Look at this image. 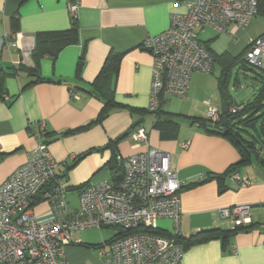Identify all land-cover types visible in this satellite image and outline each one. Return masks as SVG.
<instances>
[{
  "label": "crops",
  "instance_id": "crops-1",
  "mask_svg": "<svg viewBox=\"0 0 264 264\" xmlns=\"http://www.w3.org/2000/svg\"><path fill=\"white\" fill-rule=\"evenodd\" d=\"M188 1L192 0H27L24 3L0 0V67L6 74L5 93L0 97V185L27 161L38 143L48 146L58 164L56 179L66 188L113 181L109 163L114 155L124 158L152 148L169 155L171 167L183 184L180 192L182 239L206 230L232 229L231 224L218 215L222 208H251L249 230L234 234L226 245L220 239H211L188 246L184 248L181 264H264V168L256 163L239 168L238 175L250 181L245 187H238L229 176L224 177L221 184L216 179L206 181L222 176L239 161L237 150L227 139L199 126V121L206 119L207 102H210L206 97L212 95L210 80L203 79V74L193 73L188 96L169 98L162 106L160 120L176 125V131L166 133L154 127L156 115L145 113L152 58L142 44L146 38L167 30L171 15L185 13ZM72 2L78 5L75 16L78 43L63 49L55 60L46 56L39 60V75L54 82L34 83L26 88L36 80L27 73L33 67L30 53L36 34L69 30L67 5ZM206 29L213 31L204 28L198 33ZM228 30L229 34L213 31L215 37L207 42L199 40L216 59L213 69L220 66L216 87L221 101L223 91L219 80L223 77L225 82L226 76L219 60L226 62L240 56L249 39L264 33V18H254L244 30L233 26ZM220 35L226 37V44L224 49L217 50L214 47L220 42ZM5 36L17 47L10 48L3 43ZM110 54L121 55L118 69L97 81ZM81 58L83 67L77 75ZM240 66L235 65L228 77L236 68L243 74L247 72ZM259 79L252 78L261 84ZM107 90L113 92L114 102L108 117L101 124L62 136L97 118L106 97L96 93ZM226 91L232 101L238 102L229 94L228 84ZM179 117L187 122L179 123ZM140 120L138 127L148 135L147 146H136L131 136L118 140L131 124ZM115 141L118 143L114 153L103 149ZM186 142L188 147L183 149L181 145ZM88 151L91 153L78 159ZM191 184L199 185L184 189ZM80 190H71L65 195L71 211L77 208ZM31 213L41 224L59 218L45 200L32 203ZM157 226L166 234L171 231L169 220H159ZM72 240L77 241L73 237ZM83 249L73 244L67 246V261L94 264L85 263Z\"/></svg>",
  "mask_w": 264,
  "mask_h": 264
},
{
  "label": "built area",
  "instance_id": "built-area-1",
  "mask_svg": "<svg viewBox=\"0 0 264 264\" xmlns=\"http://www.w3.org/2000/svg\"><path fill=\"white\" fill-rule=\"evenodd\" d=\"M77 8L76 3H68L70 18H75ZM185 8V13L171 15L167 30L142 44L152 58L149 113L161 111L169 98H186L193 73H212L214 58L199 41L198 32L210 28L229 34L230 26L246 29L256 18L257 0H192L185 2ZM3 43L17 47L8 36ZM244 62L264 73V33L248 40ZM207 106L206 120L218 124L221 108L210 102ZM241 108L236 102L228 111L236 113ZM130 136L136 146H147L148 135L142 127ZM181 147L186 149L188 143ZM116 161L121 178L85 185L78 194L77 208L71 211L65 200L66 187L56 179L58 164L48 146L38 143L27 161L0 185V264H70L65 248L81 245L72 240V234L93 228H116L115 235L123 233L98 247L103 264H181L185 251L176 239L181 236L183 184L169 155L147 148L128 157L117 156ZM229 178L238 187L250 184L237 172ZM50 183L43 198L59 218L41 224L31 213V205ZM250 209L222 208L218 215L232 229L245 227L250 224ZM159 220L171 222L170 237L145 231H159Z\"/></svg>",
  "mask_w": 264,
  "mask_h": 264
},
{
  "label": "trees",
  "instance_id": "trees-1",
  "mask_svg": "<svg viewBox=\"0 0 264 264\" xmlns=\"http://www.w3.org/2000/svg\"><path fill=\"white\" fill-rule=\"evenodd\" d=\"M21 3L26 2L27 0H20ZM256 17L264 18V0H257V14ZM78 43V26L75 18H70V28L66 31L60 32H41L36 34L34 39L33 49L30 53L31 60L33 63V67L27 70L29 76L36 78V80L26 86L29 87L34 83H44V82H54L51 79L42 78L38 72V63L42 57H49L52 60H55L57 56L61 53L63 49L69 47L71 45H75ZM206 48V47H205ZM245 52V50H244ZM244 52L236 57L227 60H219V63L223 65V76H226V81L223 82V77L219 80V86L223 91L224 100L227 103L228 109L236 103L232 101L229 97L226 86L228 84L229 73L230 70L237 64H240L241 69H245L246 71H253L249 66L244 62ZM214 62L216 61L215 57ZM121 59V55L119 54H110L104 65L103 68L98 76V80H102L106 77L109 71L116 72L119 66V62ZM218 60V59H217ZM83 67V58H81L77 64L76 74L79 75L81 69ZM263 73V72H262ZM6 77L5 72L0 67V97L5 93L4 89V79ZM258 77L262 80V85L258 88V90L253 95V98L247 102H237L242 108L240 111L236 113H230L228 111L227 115L225 116V125L222 126V119L218 124H211L208 120L204 119L199 121V126L202 127L206 132L212 133L215 135H220L227 139L237 150L239 154V161L229 167V169L223 174L222 176H215L208 178L206 181L210 179H216L220 184L222 179L226 176H229L232 172H237V170L241 167L249 166L253 163L264 168V78L263 75L258 74ZM254 79H257L254 77ZM58 82V81H57ZM100 89V88H99ZM96 95H100L103 98L106 97V101L103 102V108L101 109L97 118L91 121L89 124L77 128L75 130H71L69 132L62 133L61 135H69L75 134L81 131H84L94 125L101 124L110 114L114 102H112L113 92L111 90H107L105 92L96 93ZM162 110L156 113H149L145 110V113L154 114L156 115L157 119L154 123V127L161 129L163 132H174L177 129V126L172 123L164 122V120H160V116L162 114ZM50 135V134H49ZM48 135V136H49ZM55 136H58L55 134ZM56 138V137H55ZM118 141L113 142L112 144H108L103 149H110L113 153L115 151V146L117 145ZM46 144V143H44ZM92 151V150H91ZM88 151L86 154L80 156L78 159L83 158L85 155L91 153ZM77 162V161H76ZM75 163H73L74 165ZM72 165V166H73ZM70 169V168H69ZM109 169L111 171L113 181H117L121 178V170L117 166V161L115 155L113 156L111 162L109 163ZM204 181V182H206ZM202 182V183H204ZM199 184H191L184 187V189H190ZM51 186V183L44 187L43 191L38 194L37 197L34 198L33 204L36 201L44 200L43 193ZM83 187L79 188H66V191L82 189ZM183 189V188H182ZM181 189V190H182ZM251 228V225L245 227H235L230 230H206L202 231L195 236H192L188 239H182L178 237L176 239V243L181 245L184 248L192 245H198L205 243L211 239H220L222 240L223 244L226 245L229 239L236 233L241 231H246ZM116 231V228H112ZM146 232L160 235L163 237H170L169 234H166L161 231H150L145 230ZM119 235H123V233L114 235L118 237ZM82 246V245H79ZM87 249L91 247H98V246H83Z\"/></svg>",
  "mask_w": 264,
  "mask_h": 264
},
{
  "label": "rangeland",
  "instance_id": "rangeland-1",
  "mask_svg": "<svg viewBox=\"0 0 264 264\" xmlns=\"http://www.w3.org/2000/svg\"><path fill=\"white\" fill-rule=\"evenodd\" d=\"M261 19H259L260 21ZM199 34V33H198ZM215 33L209 29H206L205 32L200 33L198 38L201 42H207L211 38L215 37ZM220 42L214 47V49L218 48L217 50L224 49L226 44V37L224 35L219 36ZM222 41V43H221ZM253 71H247L243 74V71L236 68L230 75L229 82H228V92L229 94L238 102L241 101H249L252 99L253 95L255 94L256 90L262 85L259 81L252 80L253 77L258 78V74L263 75L262 71L250 67ZM239 71L238 75L236 73ZM203 79H209L212 84V95H208L206 100L210 101L213 106L217 109L221 108V100H220V93L216 87L217 78L220 76V66L216 65L211 74H203L201 75ZM236 79L238 84L236 85ZM260 80V79H259ZM236 85V86H235ZM207 112V111H206ZM179 123H186L187 121L181 117L177 118ZM115 235V231L112 228H93V229H86L83 231L74 232L72 237L74 240H77L83 246H102L106 242H109L113 239ZM79 247V246H78ZM98 247H91L86 249L83 247V255L82 258L85 260V263L91 261L94 264H102L103 258L99 256V249Z\"/></svg>",
  "mask_w": 264,
  "mask_h": 264
},
{
  "label": "water",
  "instance_id": "water-1",
  "mask_svg": "<svg viewBox=\"0 0 264 264\" xmlns=\"http://www.w3.org/2000/svg\"><path fill=\"white\" fill-rule=\"evenodd\" d=\"M221 98H222V101H221V113H222V115H223L222 126H224V125H225V119H226L225 116H226L227 113H228V106H227L226 101L224 100V95H223V93H221ZM141 121H142V120H140V121H135L133 124H131L130 128L127 129L125 132H123V133L119 136L118 140H119V139H123V138H125V137H127V136H130V135L132 134L133 130H134L136 127H138V126L140 125Z\"/></svg>",
  "mask_w": 264,
  "mask_h": 264
}]
</instances>
